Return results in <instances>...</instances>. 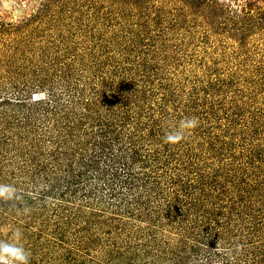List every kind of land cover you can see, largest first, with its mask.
<instances>
[{"label":"trees","instance_id":"obj_1","mask_svg":"<svg viewBox=\"0 0 264 264\" xmlns=\"http://www.w3.org/2000/svg\"><path fill=\"white\" fill-rule=\"evenodd\" d=\"M166 1L134 6V0L127 7L130 15L115 20L117 28L110 34L101 30L100 20L90 22V34L100 31L86 64L80 50L53 41L54 54L48 52L52 65L34 61L38 66L33 71L44 75L46 84L54 80L46 76L48 67L64 76L49 90L40 91L39 85L27 96L17 93L0 101L20 113L28 108L20 127L34 128L40 114L58 130L49 140L31 137L26 143L33 148L31 156L25 154L20 163L1 164L0 173L6 179L10 175L15 186L1 182L0 205L4 198L18 202L26 220L20 231L35 250L31 264H264V98L259 102L256 96L264 89V52L257 57L246 46V5L238 9L229 0ZM188 3L196 7L188 11ZM211 14L217 22L213 32L221 35L214 42L209 41ZM252 18L257 26L264 21L260 15ZM226 36L241 44L218 49L214 43ZM63 57L66 62L59 67ZM94 87L118 91L121 102L99 105ZM228 102L239 108L229 114ZM137 112L143 118L136 122ZM205 114L231 137H205L198 123L180 141H166L182 120L201 116V121ZM88 118L97 121L94 133L88 132ZM75 120L80 121L77 127ZM260 131L263 138L256 143ZM194 137L202 138L198 152L188 143ZM79 141L85 156L75 158L70 150L61 160L66 143ZM31 161L33 167L28 166ZM153 163L151 173L159 163L169 165L162 183L149 179L146 168ZM174 177L185 179L178 189ZM195 183L203 193L200 198L192 192ZM134 216L139 221L130 223ZM122 225L134 234V244L129 245L128 236L117 240ZM19 241L15 244H27Z\"/></svg>","mask_w":264,"mask_h":264},{"label":"rangeland","instance_id":"obj_2","mask_svg":"<svg viewBox=\"0 0 264 264\" xmlns=\"http://www.w3.org/2000/svg\"><path fill=\"white\" fill-rule=\"evenodd\" d=\"M133 1L134 0H0V101L2 99L6 101L8 98H16L15 96L17 93L19 96H27L29 95V92L31 90V92H35L33 91L34 88H36L37 86L39 87V85H41L39 89L40 91L44 89L49 90V86H52L51 84H55L56 81L54 80H58L60 76H64L59 71L60 69L54 71L53 67H48L49 63L51 65L53 63L48 56V52L54 54L53 41L55 42V44H57L58 42H60V44H69V49H71V47L73 46L75 49L80 50L78 55L81 58L82 63L86 64L89 60L88 58L92 53V50H94L96 46L97 35H99L98 33L100 31H97V29H93L94 31L90 34V22L95 19L97 21L100 20L102 26L101 30L110 34L114 28H117V26L114 25L115 20L118 19L121 21L125 14H128V16L130 15L131 11H127V7L129 6V4H134ZM160 1L167 2L166 0ZM229 1L232 2L231 4L233 8L241 9L242 5H246L247 8L243 9L242 14L243 16H245L243 25L246 26L247 29H250L249 35L246 39V46L250 48V50L254 51L257 57L261 56V53L264 52V21L257 26V22L252 18V16L260 15L262 18H264V0ZM146 2L147 0H138L137 5L134 6L143 5ZM194 7H196V4L190 5L188 3V11L189 9L191 11ZM219 8L222 10L224 9L223 6H220ZM207 9V11H213L212 9H209V7H207ZM200 13H203V11H201ZM219 14L221 16L226 15L221 13ZM202 20H208V17L203 18ZM208 21L212 27V29L209 27V29L211 30L209 31V41L214 42V40L216 41V39L221 35H219L218 33L215 34L213 32V26L217 25V22L215 18L214 20H212V14L209 15ZM241 22V18L240 22L239 19L237 20V24H240ZM225 35L226 34L222 36ZM227 36L225 38L226 41L222 43H214L215 45L217 44L218 49H220V46L229 47L235 45V48L238 47L240 41H238L237 38L233 40V38H228ZM94 44L95 46H93ZM182 48L187 55V53H189V49L185 48L184 46ZM93 58H95V56ZM34 61H44L48 64L47 67L49 74L46 76L48 79L54 78L53 83L51 79L50 83L48 82V84H46L47 81H41L43 78H45L44 75H35L33 70L35 66H38V64H35ZM62 61L66 62V59L63 57L61 58V61L59 63L57 62L59 67L62 66ZM208 61L211 62L213 60L209 59ZM237 61L238 59L231 62L230 64L235 65ZM221 62L222 63H219L220 65L223 64V61ZM54 68L57 69L58 67L54 65ZM94 77L96 79L103 80L99 76ZM90 88H92V84ZM94 88L97 89V94L94 96L98 100L99 105L102 102L104 103V106L108 102H114L115 105L117 104V102H121V96L117 91L118 88H116V94H112L113 92L111 93L106 87H102V89H99V87ZM91 91L93 92V89H91ZM33 95L35 97H38L35 93ZM45 95L46 94L44 93V97ZM156 95L157 96L154 97H158V94ZM256 96L259 98V102H263L264 89L258 91V94ZM39 97H41V95H39ZM246 97L248 96L241 97L240 100L246 99ZM240 100L238 99V101H236V103L238 102L237 106H242V101ZM227 104V107H230L228 110L229 114L234 111V108H239L233 106L231 102H228ZM4 105L5 104H0V169L2 168L1 164L4 162V160L6 162H8V160H11L20 163L25 154L28 153L31 156L30 150H32L33 148L32 146H30V144L26 145L31 137H34L38 140L39 137H41L40 139H45V137L48 136L47 139L49 140L50 137H54L58 131H56L54 128L53 120L48 117H42V115L40 114H38V117L34 118L35 122L33 123L36 124L34 128H32L31 124L27 125L26 127H20L21 125H23V123H25V121L23 122V116H26L29 113L28 108L23 107L22 113H20L19 111H17V108L15 109V111H13L11 106ZM102 108L103 107L100 106V110L105 112V110ZM106 111L108 112L110 110L107 109ZM136 114H138L139 116L140 113L137 112ZM142 114L144 115V113ZM141 117L136 116V122L139 120V118L141 120ZM200 118H197L196 121L197 124L199 123L204 126L205 137H213L217 134L221 137V139H224L225 137L226 139H229L231 137L229 136L228 132L221 131V129H219V127L216 125L218 122H216V119L214 120L211 115L209 117H207L206 114L203 115V119L201 121ZM95 119L98 120V118ZM96 120H94L93 118L86 119L85 123H87L86 127L88 128V132H90V129H92V132L90 133L95 132V130L97 129ZM79 122L80 121L75 120L72 124H75V126L77 127L78 125H80ZM56 124L58 123H55V125ZM127 125L128 127L126 128H128V130H131L130 125ZM82 126L85 127V125ZM18 128L19 130H23L22 133L24 139L21 142V146H24L22 147H20V144L17 141V137L22 136L17 134L18 132L16 131L18 130ZM110 128L115 131L114 125H112ZM222 128L224 129V127ZM109 133L116 134V132L111 131H109ZM261 133L262 132L260 131L256 135V138L254 139L256 143H259V141L256 140L257 137L261 135ZM199 137L203 138V135ZM196 138L197 137H194L188 143L194 145L195 148H197L196 152H198L200 151L199 149L201 148V146L198 147L199 145L197 143L200 142L202 138ZM47 143L49 144V142ZM204 143L205 142L202 143V147L206 146V144ZM66 145L67 146H64L65 154L60 157L61 160H63V158L66 159L67 157H69L71 153L74 154L75 158H78L82 155L85 156V149L83 150L84 143L82 141H79V143L72 142V144L66 143ZM258 145L259 146L257 147V150L260 151V144ZM60 152L61 150L57 152V155L60 154ZM182 153H184V151H182ZM33 154L34 153H32V155ZM55 154L56 153H54V155ZM8 157L11 159H9ZM212 159L214 161L215 158L213 157ZM34 165L35 162L33 161L28 164L29 167H33ZM153 166L154 163L146 168L147 171L145 170L146 172H148L149 179L152 181H160L162 183V181H164L163 172L169 165L163 166V164L159 163V168L156 170V172L151 173L150 170ZM263 171L264 167L260 172L263 174ZM195 172H197V169ZM38 173H40L43 179L45 174L41 171H38ZM185 174L186 172H184V175ZM6 176L7 175H5L4 173H0V184L2 181L5 182L4 180H6L5 184L12 183L13 186H15V181L10 177V175H8L7 179ZM173 179L175 180V184L173 185L175 186V189H178L179 185L185 182L184 178L180 179L184 182H181L176 177H174ZM22 186L25 187L26 184L22 183ZM195 186H197V188L195 187L192 192L196 194V198L202 197L203 193L200 194L201 191L198 187V184L195 183ZM180 199L182 200V195L180 196ZM1 201L4 204L0 205V242L17 243L20 242L19 239H22V243L26 244L27 241L23 238V235L20 231V228H23L25 226L26 220L22 219V212H19L20 208L18 202H14L13 200L11 201L8 198L1 199ZM2 210H4L3 214L6 215V218L2 217ZM25 213L27 212H24L23 214ZM151 214L153 215L154 212L152 211ZM18 218H20V220H17ZM136 221L139 220H136V217L134 216V220L130 221V223H134ZM120 235L121 237L117 239L118 241L122 237L125 239L128 236L129 245L134 244V234L131 233V230L130 233L126 232L123 228V225L122 229L120 230ZM33 242L34 241H32V243ZM27 244L29 245L28 242ZM27 244L22 245V247L29 253L30 259L32 258L31 254L35 250L29 245L31 247L30 248ZM124 245L126 244L124 243ZM29 264L31 263L29 262Z\"/></svg>","mask_w":264,"mask_h":264},{"label":"clouds","instance_id":"obj_3","mask_svg":"<svg viewBox=\"0 0 264 264\" xmlns=\"http://www.w3.org/2000/svg\"><path fill=\"white\" fill-rule=\"evenodd\" d=\"M196 126L195 118L182 120L175 129L166 134L165 139L176 143L185 136L187 131ZM0 191L3 190L0 189ZM0 264H29V253L15 243L0 242Z\"/></svg>","mask_w":264,"mask_h":264}]
</instances>
